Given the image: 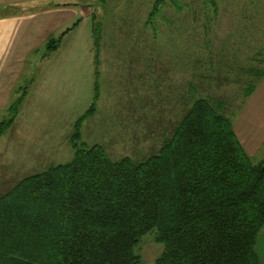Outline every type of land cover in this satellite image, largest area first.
I'll return each instance as SVG.
<instances>
[{
  "label": "rangeland",
  "instance_id": "374dc122",
  "mask_svg": "<svg viewBox=\"0 0 264 264\" xmlns=\"http://www.w3.org/2000/svg\"><path fill=\"white\" fill-rule=\"evenodd\" d=\"M154 1L95 2L94 28L89 16L74 72H67L69 37L55 52L32 54L11 99L14 120L0 135V196L26 177L71 161L74 122L91 104L93 87L94 112L81 123L77 144L99 145L111 160L139 162L156 154L196 99L219 105L234 129L244 127L239 116L248 107L261 114L255 107L264 108V86L253 93L264 78V0H216L215 13L205 0H166L149 22ZM64 61L65 89L61 99H49L54 89L41 76L55 74ZM249 85L254 90L245 96ZM263 158L264 151L251 161ZM162 250L148 233L135 253L152 264Z\"/></svg>",
  "mask_w": 264,
  "mask_h": 264
},
{
  "label": "trees",
  "instance_id": "16d2710c",
  "mask_svg": "<svg viewBox=\"0 0 264 264\" xmlns=\"http://www.w3.org/2000/svg\"><path fill=\"white\" fill-rule=\"evenodd\" d=\"M205 1L215 13L216 0ZM165 2L154 1L149 22ZM64 34L46 43L45 54ZM93 90L74 122L71 161L0 196V264H143L135 248L148 233L163 246L152 264H260L264 158L251 161L220 106L196 99L156 154L111 160L99 145L77 144L94 112ZM16 105L0 121V135Z\"/></svg>",
  "mask_w": 264,
  "mask_h": 264
},
{
  "label": "crops",
  "instance_id": "0c3cea01",
  "mask_svg": "<svg viewBox=\"0 0 264 264\" xmlns=\"http://www.w3.org/2000/svg\"><path fill=\"white\" fill-rule=\"evenodd\" d=\"M98 1L100 0H0V13L8 12V15H0V119L23 83L27 74L25 67L32 54L37 49H44L48 41L60 38L65 32L61 40L69 37L68 39L73 41L69 51L71 67L67 72H74L76 68H79V60L76 56L79 49V37L81 40L82 29L87 24L88 17L93 18L90 14L91 9ZM77 20L79 21L73 26ZM91 37L93 38V35ZM61 45L62 43L60 47ZM85 47H83L84 50ZM66 63L64 61L55 74L51 72L41 76L43 82L49 78L51 87L54 89L48 93L49 99L51 97L56 100L61 99L66 86V83H63V70ZM261 86H264V78L255 89L253 97L262 89ZM47 88L44 84L43 89L46 92ZM255 108H258L261 114H257L248 107L246 113L241 112L242 116L241 113L239 114L240 119L246 120L244 127L234 129L233 126L240 145L250 158L264 151V108ZM255 251L258 262L264 263V229L258 235Z\"/></svg>",
  "mask_w": 264,
  "mask_h": 264
}]
</instances>
